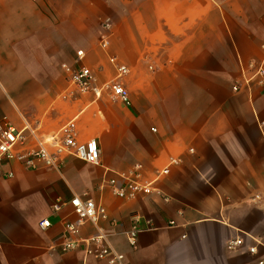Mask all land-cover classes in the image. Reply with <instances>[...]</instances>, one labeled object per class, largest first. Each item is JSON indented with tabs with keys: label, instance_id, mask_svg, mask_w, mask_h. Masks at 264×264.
Listing matches in <instances>:
<instances>
[{
	"label": "crops",
	"instance_id": "0c3cea01",
	"mask_svg": "<svg viewBox=\"0 0 264 264\" xmlns=\"http://www.w3.org/2000/svg\"><path fill=\"white\" fill-rule=\"evenodd\" d=\"M109 58L127 69L126 103L112 95ZM251 63L264 64V0H0V121L37 138L73 123L100 152L97 166L0 164V264H106L82 246L60 253L76 217L51 206L73 196L103 206L106 220L70 239L102 233L124 264H264V86L232 91ZM63 66L89 69L97 92L70 91ZM134 166L149 182L169 173L135 200L102 186ZM146 224L130 247L123 233Z\"/></svg>",
	"mask_w": 264,
	"mask_h": 264
},
{
	"label": "built area",
	"instance_id": "2783aa9c",
	"mask_svg": "<svg viewBox=\"0 0 264 264\" xmlns=\"http://www.w3.org/2000/svg\"><path fill=\"white\" fill-rule=\"evenodd\" d=\"M111 36V22L104 20L100 24L99 47L104 52L107 51L109 38ZM77 58L81 57V52L76 53ZM109 63L114 66L117 77L116 82L111 86V92L114 98L126 103L127 93L119 84L118 80L127 73L124 66L117 64L114 58H109ZM62 70L66 76L70 91L80 94L87 92L96 93L94 79L89 69L86 67L71 68L63 66ZM251 84L264 86V64H248L246 68L241 67L240 79L232 87V91L238 93L243 87L249 89ZM25 132L36 139L35 148L31 151L24 150V143L27 139ZM71 157L83 163L97 166L100 161V152L97 142L89 140L85 143L77 141L76 131L73 123L63 126L56 134L47 138H37L32 130L25 127L21 131L13 129L3 118L0 121V164L2 162L16 161L29 170H35L38 167L48 169H60L64 158ZM178 161H171L170 166L177 164ZM168 168L157 174V179L149 182L142 178L141 166H134L131 170L124 173L112 172V177L103 181L110 193L121 200H135L141 196H149L154 193V184L157 180L168 175ZM11 174L5 175V178H11ZM164 201H168L163 198ZM64 205H69L72 209L75 222L65 223V237L59 246L60 253H66L84 248V255L92 257L95 260L104 261L106 264H124L125 258L122 254L115 252L106 242V236L98 233L95 236L85 240H71V236L77 234L78 229L85 224L96 225L99 221L106 220V212L103 206L95 204L92 200L84 196H73L68 202H55L51 206L53 213H58ZM170 222L169 226H174ZM50 226L49 221L43 220L38 223L40 230H45ZM152 230L150 224L145 227L134 225L130 230L123 233L127 244L134 248L138 234L144 231ZM243 246L240 239H233L226 243V249L230 252L236 251ZM53 248V247H51ZM248 253L255 254V248H249ZM262 264V263H261Z\"/></svg>",
	"mask_w": 264,
	"mask_h": 264
}]
</instances>
